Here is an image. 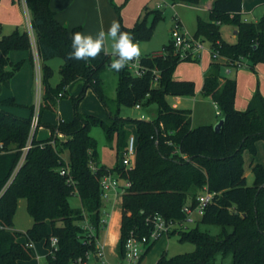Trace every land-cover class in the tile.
I'll return each mask as SVG.
<instances>
[{
  "label": "trees",
  "instance_id": "trees-1",
  "mask_svg": "<svg viewBox=\"0 0 264 264\" xmlns=\"http://www.w3.org/2000/svg\"><path fill=\"white\" fill-rule=\"evenodd\" d=\"M190 7L202 0H168ZM30 14L38 55L42 62L43 90L39 113L54 111L59 94L77 80L83 81L77 97H71L74 116L70 122L45 125L50 131L46 140L31 134V118L16 117L0 109V264H21L33 259L29 245L56 238L57 250L48 254L47 264H72L87 253L95 252V240L103 232L101 210L104 200L100 181L103 176H117L124 185L122 220L118 254L124 255V244L130 234L147 236V219L159 215L167 222H181L182 207L195 204L207 190L214 194L204 214L192 228L174 229L167 236H178L179 242L194 245V251L168 258L165 253L156 264H214L218 255L230 256L231 264H264V168H252L253 183L248 186L243 170V153L256 154V143L264 142V98L258 90L245 111L235 109L236 81L224 75L225 68H238L236 63L255 72L264 65V17L257 22L242 19V0H214L208 22H198L194 38L207 41L211 54L225 59L224 64L211 61L203 73L202 93L209 97L220 112L223 125L218 134L212 125L193 128L191 111L170 107L167 97H193V81L174 80L180 61L171 41L162 53L140 57L146 70L142 77L132 76L128 68L114 73L118 77L115 110L109 107L102 75L115 57L101 53L95 60H69L71 36L80 28L67 29L55 18L50 0H24ZM119 13V9H116ZM152 17L148 23V18ZM163 19L161 10H146L135 25L126 28L119 17L121 31L132 34L137 42L150 40L155 25ZM223 24L235 26L237 40L231 44L220 34ZM26 32L2 35L0 23V93L8 89L11 79L23 62L11 63L12 51H31ZM59 58L60 82L51 87L52 70L46 63ZM157 84L152 86L154 73ZM91 90L106 109L110 123L92 115L81 114L78 106ZM1 107H19L13 98ZM137 105L156 107L150 120L122 118L120 108ZM33 109V107L31 108ZM135 127V156L130 169H106L97 163V145L89 131L92 126L103 128L109 141H115L117 155H123L131 136L127 126ZM41 124L38 123V128ZM30 145L28 151L24 148ZM90 163L95 171L90 168ZM64 171L65 174L61 175ZM123 185L121 187H123ZM76 195L80 208L69 205ZM19 199L26 200V210L33 220L25 233L15 231L13 217ZM88 222L94 237L84 230ZM218 225L217 236L200 232L198 226ZM230 228L231 231H227ZM24 238L25 243L19 239ZM157 241L142 255L140 262Z\"/></svg>",
  "mask_w": 264,
  "mask_h": 264
},
{
  "label": "crops",
  "instance_id": "crops-1",
  "mask_svg": "<svg viewBox=\"0 0 264 264\" xmlns=\"http://www.w3.org/2000/svg\"><path fill=\"white\" fill-rule=\"evenodd\" d=\"M152 1L153 0H50V8L55 13L56 20L67 29L71 30L73 28H80V32L95 36L99 32L101 27L107 30L111 22L113 20L118 21L119 17L121 18L122 24L126 28L133 27L137 22V20L139 19V17L143 16L146 10L147 11L151 10L150 6L152 4ZM213 2L214 0H202L201 3L194 8L210 11ZM157 4H161V3H157ZM24 7H25V11L28 14L27 7L26 6ZM116 9H119V13H117ZM156 10L159 9L156 8ZM241 13L243 20L248 22H257L260 18L264 17V0H242ZM1 20L2 19H0V23L2 24ZM10 24L16 25V23L14 22H11ZM231 36L233 41L229 42L226 41L225 39L223 40L231 44L235 43L237 40L236 28L233 29ZM31 46H32L31 51H12L9 54V59L11 63L16 64L18 62H23V65L21 69L11 79L9 88L3 89L1 91L0 95L2 96L0 98V104L4 100L13 98L15 103L19 105V107H1L0 105V109L19 118L32 119L36 108L33 107L31 104L33 97V88L36 86V88L38 89V98H39L38 122L41 124V127L37 128L35 135L37 140H46L50 137V131L45 127V125H56L58 124L59 121L70 122L73 119L74 110L72 103L61 100L67 96L77 97L82 90L83 81L77 80L66 88L65 93H63V96L58 98L56 104L57 111L55 114L47 111H44L40 114L39 106L43 94V90L41 86L42 62L38 55L35 36L34 38H31ZM154 54H159V53H154ZM215 62L224 64L225 59L219 58L215 60ZM208 66L203 71V73L207 70ZM237 69L238 68H236V70ZM229 72H230L229 69L225 68L223 73L225 75V73L229 74ZM254 73L257 75L259 80V85L257 89H255V86L252 85L250 88H248L247 92L242 96V95H238L237 84H236L235 109L237 111L243 112L246 110L248 103L250 102L256 90H258L264 98V65L262 64L257 65L255 67ZM103 75L105 76V72L103 73ZM103 75H102V80L104 87L105 79ZM202 80L203 77L201 78V92H202ZM185 81H192V80H185ZM168 99L173 100V104H169ZM185 99L187 98L167 97L166 101L168 105L174 109L190 111L186 109V107H180L182 101H185ZM87 101H90L95 106H97L98 110L97 111H93V109L85 110L83 106H85V103ZM23 106L24 107L30 106V107L28 109L26 108L24 109L22 108ZM32 107L33 109H31ZM101 107L104 109V113H106V115L108 116L106 109L98 101V99L93 94V92L91 90H88L85 93L84 99L81 101V103L78 106V111L81 114L92 115L100 120H103L104 113ZM122 108L123 107L120 108V111L122 110ZM134 108L137 109L136 107ZM122 118L126 119L128 117H122ZM191 119H192V113H191ZM138 120L148 121L150 119L140 116ZM108 122L110 123V119ZM126 129L129 131L131 136L134 135L135 137L134 126L132 125L127 126ZM38 131H40V135L37 136ZM255 165H261L264 168L263 141H259L256 143L255 155H251L248 151H245L243 153V170L247 183H249L248 175L250 173L252 174V168ZM113 176L117 178V176L115 175ZM119 184L120 187L123 185L121 184V182H119ZM101 219L107 221V226L104 229V231L100 234L99 241L104 246L106 259L111 263H117L120 261L117 247L120 239V229H121V220H122V195L116 196L114 194H111L109 201L104 200L103 208L101 210ZM32 225H33V220L28 215L26 210V200L19 199L17 202V210L13 217L14 229L19 233H25L32 227ZM19 242L25 243V239L21 238L19 239ZM31 251L34 255L33 259L27 262H21V264H47L46 259L49 253H48V249L44 245V242L32 244ZM168 251L169 248L167 245V239L165 238L162 239L161 237L149 250V252L143 258L140 264H156L157 260L161 257L163 253H165L167 256Z\"/></svg>",
  "mask_w": 264,
  "mask_h": 264
},
{
  "label": "rangeland",
  "instance_id": "rangeland-1",
  "mask_svg": "<svg viewBox=\"0 0 264 264\" xmlns=\"http://www.w3.org/2000/svg\"><path fill=\"white\" fill-rule=\"evenodd\" d=\"M161 3V12L163 14V19L160 20L154 27V32L150 40L139 42L142 50V55H151L154 53H162L164 48L169 44L171 37V30L174 28L176 22L179 25V31L185 33L189 38H193L196 35L198 22H208L210 17V12L207 10H202L183 4L171 5L170 1H165L166 6H164L161 0H153L150 6L151 10H156V4ZM23 0H0V19H2V35H9L14 31H19L20 33L26 32L31 39L34 38V34L31 33L28 25V17L30 19V14L25 11V5ZM13 15V16H12ZM12 16V17H11ZM152 17L148 18V23L151 22ZM11 22L16 23V25L10 24ZM235 26L229 24H223L220 27V34L222 39L226 41H233L231 33ZM33 34V36H32ZM205 51L203 52L201 58L198 62H183L180 63L175 70L173 77L176 80H192L196 85L195 95L193 97H185V101H182L180 107H186L192 113V127H197L200 125H212L215 126L220 121V116L216 114V107L212 103L211 99L205 96L201 92V78L202 73L208 66V64L214 59L210 55L209 43L204 42ZM110 52V50H109ZM62 61L59 58L52 59L46 63L52 70V77L50 79L51 87H56V84L60 82L59 67ZM241 69V70H240ZM229 69V74L225 75L236 81L237 93L238 95H244L248 88L252 85L257 89L259 85V80L257 75L247 70L246 68ZM104 76V75H103ZM105 95L109 99V107L112 111L115 110L113 101L116 99V89L118 85V77L110 68L105 71ZM37 90V91H36ZM2 95H0L1 98ZM38 89L36 86L33 88L32 106L35 107V111H38ZM61 101L72 103L71 97L67 96ZM169 104H173V100L168 99ZM30 105V106H31ZM30 106H23L22 108L28 109ZM85 110L93 109L97 111L98 108L92 102L87 101ZM102 108V107H101ZM47 112L56 113L54 111L46 110ZM104 113V109L102 108ZM156 114V107L154 105L140 109L135 108H122L119 113L120 117H128L131 119H138L140 116L144 118L151 119ZM104 122L108 124L109 117L104 113ZM91 137L96 141L97 145V163L101 167L106 169H114L115 167L122 168V156L116 153V143L115 141L107 140L103 128L100 126H92L89 131ZM40 135L38 131L37 136ZM134 136V135H133ZM253 176L250 173L248 175V186L252 185ZM69 205L72 209L80 208V201L76 195L69 198ZM187 229L192 228V225H185ZM200 232L209 234L211 236L219 235L223 228L218 225H202L198 226ZM227 231H231L227 228ZM100 238V237H99ZM167 239V245L169 251L167 252V257L171 258L176 255L190 253L194 251V245L188 242H179L178 236H162V239ZM100 240V239H99ZM90 264H98L95 258H92L89 262ZM214 264H231V257H223L218 255L215 259Z\"/></svg>",
  "mask_w": 264,
  "mask_h": 264
},
{
  "label": "built area",
  "instance_id": "built-area-1",
  "mask_svg": "<svg viewBox=\"0 0 264 264\" xmlns=\"http://www.w3.org/2000/svg\"><path fill=\"white\" fill-rule=\"evenodd\" d=\"M165 1L162 0L164 6H166ZM24 2V0H23ZM25 5V2H24ZM26 6V5H25ZM162 4H157L156 8L161 9ZM28 25L31 31L30 19L28 17ZM32 33V31H31ZM33 36V34H32ZM33 38V37H32ZM31 40V39H30ZM171 44L173 46V50L175 54L178 56L180 61H199L203 52L205 51L204 42L196 39L189 38L185 33L179 31L178 22L175 23L174 28L171 30L170 37ZM210 55L214 60L219 59L220 57L215 53L211 54V50L209 47ZM238 68L245 67L244 64L236 63ZM129 72L132 76L142 77L146 70L140 65V60L138 62L130 63L127 66ZM228 73V72H227ZM158 74L154 73V79L152 80V86L157 84ZM59 97H62V94H59ZM216 107V114L220 116V112ZM38 108V107H37ZM137 109L141 108L139 105L136 106ZM38 111L34 112L33 117L31 119V134L30 140L34 133L38 128ZM30 145L24 148V152L28 151ZM134 156H135V137L130 136L127 141V148L122 157V167L130 169L134 164ZM90 168L92 171H95V167L92 163H90ZM65 172L62 171L61 175H64ZM102 198L105 201H109L111 194L116 196H120L123 194L124 188L129 186V183H124L123 187H120L118 180L112 175L107 174L102 177L100 181ZM214 194L209 193L207 190H203V192L196 198V203L191 204L190 202L185 204L182 207V213L185 215L184 220L181 222H167L159 215L150 216L147 219V225L150 226V232L147 236L138 237L134 234H130L124 244V255L117 263H111L106 259L104 246L100 243L99 237L94 238L95 240V252L87 253L84 258H79L72 264H90L92 258H95L98 264H140V260L142 255L145 253L147 248L154 242L158 241L162 236L166 235L174 229H182L186 230L185 225L195 224L196 220L201 218L204 214V211L208 204L211 202ZM102 229L107 226V221L101 219ZM83 228L87 233H89V237H94V229L88 223L85 222L83 224ZM57 239L50 238L48 253L53 254L57 250ZM32 245H29L31 248Z\"/></svg>",
  "mask_w": 264,
  "mask_h": 264
},
{
  "label": "clouds",
  "instance_id": "clouds-1",
  "mask_svg": "<svg viewBox=\"0 0 264 264\" xmlns=\"http://www.w3.org/2000/svg\"><path fill=\"white\" fill-rule=\"evenodd\" d=\"M102 52L115 57L110 64V69L115 72H121L130 63L138 62L142 55L139 42L134 40L131 33L121 31L120 22L113 20L107 30L101 27L95 36L74 32L67 59L95 60Z\"/></svg>",
  "mask_w": 264,
  "mask_h": 264
},
{
  "label": "water",
  "instance_id": "water-1",
  "mask_svg": "<svg viewBox=\"0 0 264 264\" xmlns=\"http://www.w3.org/2000/svg\"><path fill=\"white\" fill-rule=\"evenodd\" d=\"M223 120H220L215 126H213V130L216 134H218L222 128Z\"/></svg>",
  "mask_w": 264,
  "mask_h": 264
}]
</instances>
